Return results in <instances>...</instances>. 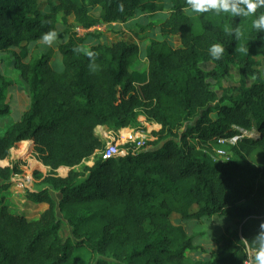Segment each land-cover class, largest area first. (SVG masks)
Listing matches in <instances>:
<instances>
[{"label": "trees", "instance_id": "trees-1", "mask_svg": "<svg viewBox=\"0 0 264 264\" xmlns=\"http://www.w3.org/2000/svg\"><path fill=\"white\" fill-rule=\"evenodd\" d=\"M192 13L186 0H0V54L12 55L31 99L0 137V161L33 141L38 161L50 169L47 176L35 173L43 186L27 191L22 207L13 186L20 167L0 166V264H80L81 249L91 256L88 264H245L246 248L256 251L264 166L249 157L264 152V78L257 68L264 33L253 21L264 8L247 17ZM143 16L146 24L137 22ZM135 20L137 43L83 48L86 36L79 30ZM154 29L162 39L148 38ZM50 30L58 34L61 73L53 68L52 51L32 56ZM148 39L141 70L140 43ZM217 43L224 47L219 59L209 52ZM233 66L240 86L218 94L210 81L220 84ZM247 76L255 80L250 86ZM13 85L0 73V116L10 112ZM141 116L161 127L151 132L152 142L125 156L98 155L105 147L98 127L139 130ZM235 138L237 159L213 158L215 146ZM60 168L70 169L66 177L58 176ZM173 215L187 223L217 217L227 228L207 252ZM200 251L202 258L191 256Z\"/></svg>", "mask_w": 264, "mask_h": 264}, {"label": "rangeland", "instance_id": "rangeland-1", "mask_svg": "<svg viewBox=\"0 0 264 264\" xmlns=\"http://www.w3.org/2000/svg\"><path fill=\"white\" fill-rule=\"evenodd\" d=\"M40 9L44 12L48 10L46 2L42 1L40 4ZM192 14H197L193 12ZM140 20L147 21V17H141ZM138 20L137 22H140ZM136 22V21H135ZM135 22H130L129 24L123 25H115L110 27H102L101 33L104 34L103 42L104 44H113L119 40H125L127 43H137L138 40L135 39L131 33V29L137 28ZM97 33V32H96ZM93 34V33H92ZM82 36L86 35V32H82ZM149 39H162L161 33L159 30L154 29L149 31ZM149 39L140 43L141 54L137 62V68L144 70L147 68V60L145 57V47L149 45ZM167 40L174 47H179L180 42L178 38L168 37ZM98 41H94L86 38L83 48H89L93 43ZM58 42L56 40L53 41L51 45H47L45 43L40 44V50L33 51V57H39L43 52L52 51L53 53V68L56 72L61 73L64 70V64L62 60L61 53L58 52L57 49ZM32 57V58H33ZM13 57L10 54H0V73L3 74L8 79H11L14 82L13 87L7 92L6 103L10 106V112L5 115L0 116V137H2L5 132L8 130L10 126L19 121L22 115L29 110L31 106V99L29 95V91L26 83L20 78L18 72L13 67ZM258 66L257 68L260 70L263 78H264V57H258ZM201 67L205 70H211L213 68V64L203 63ZM241 74L240 71L236 67H231V75L226 80L222 81L220 84H217L214 81H210L212 87L218 94L222 93V90L228 87H239L241 83ZM254 79L250 77H245V82L248 86L254 83ZM141 127L139 132H134L133 139L134 141H142L152 142L154 140L151 132L156 129H160V127L154 128V126L148 121L141 119ZM118 132V131H117ZM122 132V131H121ZM120 133V132H119ZM248 137H253L255 135L246 133ZM132 139V140H133ZM237 139H233L232 141H228L226 143H222V146H215L212 149L211 155L214 159L218 161H228L229 159H237L238 156L234 154L231 150V146L234 145ZM30 143V145H29ZM28 144V148L23 153H16L19 147L12 150L10 157L1 163V166H8L9 164H17L22 173L20 175L15 176L13 179V186L17 193H13L16 197L17 203L26 207L27 202L24 204V196L27 191H36L42 188V180L37 179L35 173L39 172L42 175H48V171L44 169L42 163H40L36 157L34 152V146H32L31 141L26 142ZM24 144V145H25ZM125 146V145H124ZM224 151L225 154L218 155V151ZM249 161L256 166H264V152L261 149L256 150L251 157H249ZM83 166L79 167L78 170H82ZM70 171V170H69ZM67 170L63 172L62 170L57 171L58 176L66 177L69 173ZM3 193V192H2ZM52 195L55 199H59V194L52 191ZM38 208L37 205L34 206V210ZM29 207H27V210ZM29 209L28 211H30ZM33 211V210H31ZM173 221L176 224L183 225L189 234H196V242L197 244L203 246L207 249V252H211L215 249V245L213 243V239L217 238L221 234H223L227 228V222L220 218H213L212 221L207 223H199V222H184L179 220L176 215L172 216ZM77 256L80 259V264H88L91 260V256L86 249H81ZM194 259H200L203 257L202 252H195L191 255Z\"/></svg>", "mask_w": 264, "mask_h": 264}, {"label": "clouds", "instance_id": "clouds-1", "mask_svg": "<svg viewBox=\"0 0 264 264\" xmlns=\"http://www.w3.org/2000/svg\"><path fill=\"white\" fill-rule=\"evenodd\" d=\"M186 5L195 13H207L214 10L217 14L226 13L231 17H247L256 13L258 8H264V0H186ZM253 28L258 32L264 33V13L258 15L253 21ZM57 32L50 30L41 37L42 41L51 45L57 38ZM213 58L219 59L224 52L221 44H213L209 49ZM89 57L92 52L87 53ZM95 70V66H91ZM253 243L256 246V252L253 258V264H264V221L259 225V230L253 237Z\"/></svg>", "mask_w": 264, "mask_h": 264}, {"label": "built area", "instance_id": "built-area-1", "mask_svg": "<svg viewBox=\"0 0 264 264\" xmlns=\"http://www.w3.org/2000/svg\"><path fill=\"white\" fill-rule=\"evenodd\" d=\"M139 130H122V132H117L113 134L112 137L101 136L105 142V147L102 151L98 152V155L103 159H111L119 156H125L128 152H136L141 150L145 146V142L134 141V132ZM133 139V140H132ZM237 139V138H236ZM125 145V146H124ZM225 154L224 151H218V155ZM248 259L245 264H253V258L256 251L251 250L249 247L246 248Z\"/></svg>", "mask_w": 264, "mask_h": 264}, {"label": "crops", "instance_id": "crops-1", "mask_svg": "<svg viewBox=\"0 0 264 264\" xmlns=\"http://www.w3.org/2000/svg\"><path fill=\"white\" fill-rule=\"evenodd\" d=\"M143 17H145V16H143ZM141 18V17H140ZM140 18L138 19V20H140ZM137 20V21H138ZM136 21V20H135ZM134 21V22H135ZM131 22H133V21H131ZM148 22V19H147V21H144V20H140V23H142V24H146ZM130 23V22H129ZM129 23H127V24H129ZM115 25H123V24H112V25H106V24H101V25H99V26H97V27H95V28H93V29H91V30H79V33H80V35L82 34V32H86V38H88V39H91V40H96V41H98V42H94L92 45H95V44H104V42L102 41L103 40V36H104V34H102L101 33V31H102V27H110V28H112V26H115ZM158 30V29H157ZM101 33V37H100V39H95L94 37H93V34L94 33ZM93 33V34H92ZM158 40H160V39H158ZM119 41H125V40H119ZM118 42V41H117ZM126 42V41H125ZM116 43V42H115ZM107 45H110V44H107ZM89 48H86V50H88ZM141 119H143V120H145V121H147V119L144 117V116H141L140 117V122H141ZM149 123V122H148ZM150 124H152V123H150ZM153 126H154V128H157V127H160L159 125H157V124H152ZM160 129H161V127H160ZM160 129H156L155 131H158V130H160ZM122 130H119L118 132H121ZM137 132H139V131H137ZM115 133H117V131H115V130H112V129H110V128H108V127H106V126H100V127H98L97 129H96V134L102 139V137L101 136H109L110 135V137H112L113 136V134H115ZM29 142V141H28ZM21 145V144H20ZM19 145V146H20ZM4 161H0V166H1V163H3ZM10 165V164H9ZM4 166H6V165H4ZM44 169H46L47 171H48V173L50 172V169L49 168H47V167H45L44 165L42 166ZM62 169H66V171L68 170H70L69 168H60L59 170L61 171ZM58 170V171H59ZM44 176H47V175H45V174H43Z\"/></svg>", "mask_w": 264, "mask_h": 264}, {"label": "bare ground", "instance_id": "bare-ground-1", "mask_svg": "<svg viewBox=\"0 0 264 264\" xmlns=\"http://www.w3.org/2000/svg\"><path fill=\"white\" fill-rule=\"evenodd\" d=\"M29 145H30V143H29ZM26 151V148H23L21 151H20V153H23V152H25Z\"/></svg>", "mask_w": 264, "mask_h": 264}, {"label": "water", "instance_id": "water-1", "mask_svg": "<svg viewBox=\"0 0 264 264\" xmlns=\"http://www.w3.org/2000/svg\"><path fill=\"white\" fill-rule=\"evenodd\" d=\"M31 144H32V146H34V142L33 141L31 142Z\"/></svg>", "mask_w": 264, "mask_h": 264}]
</instances>
